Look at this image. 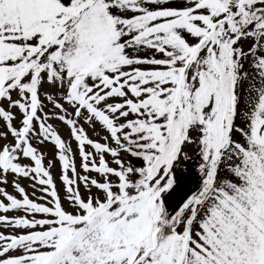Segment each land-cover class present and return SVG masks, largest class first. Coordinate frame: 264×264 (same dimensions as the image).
<instances>
[{
    "label": "snow or ice",
    "instance_id": "obj_1",
    "mask_svg": "<svg viewBox=\"0 0 264 264\" xmlns=\"http://www.w3.org/2000/svg\"><path fill=\"white\" fill-rule=\"evenodd\" d=\"M0 264H264V0H0Z\"/></svg>",
    "mask_w": 264,
    "mask_h": 264
}]
</instances>
